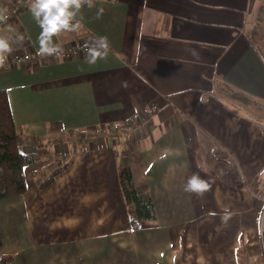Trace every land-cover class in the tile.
I'll return each mask as SVG.
<instances>
[{"label":"crops","instance_id":"crops-1","mask_svg":"<svg viewBox=\"0 0 264 264\" xmlns=\"http://www.w3.org/2000/svg\"><path fill=\"white\" fill-rule=\"evenodd\" d=\"M257 1L93 0L79 31L53 38L65 49L106 36L107 58L88 64L38 55L29 0H0L13 47L0 88L22 151L39 152L26 191L0 200L6 264H264V60L247 35ZM238 91L258 107L224 96ZM121 163L155 212L136 229ZM193 174L207 191H185Z\"/></svg>","mask_w":264,"mask_h":264},{"label":"trees","instance_id":"trees-1","mask_svg":"<svg viewBox=\"0 0 264 264\" xmlns=\"http://www.w3.org/2000/svg\"><path fill=\"white\" fill-rule=\"evenodd\" d=\"M247 35L264 60V2L258 3L247 25ZM224 96L241 107H258L252 103L243 91L225 93ZM39 152L25 153L21 149L20 133L13 121L7 90L0 88V200L21 195L27 184L24 167L38 159ZM118 178L123 198L127 204L131 229L141 227L146 220L154 219L155 212L151 198L140 187H136L131 179L128 166L121 163ZM52 179L50 175L41 186ZM10 255L0 257V264H6Z\"/></svg>","mask_w":264,"mask_h":264},{"label":"clouds","instance_id":"clouds-1","mask_svg":"<svg viewBox=\"0 0 264 264\" xmlns=\"http://www.w3.org/2000/svg\"><path fill=\"white\" fill-rule=\"evenodd\" d=\"M87 6H94L93 0H29V11L40 32L37 37L40 56H60L64 49L60 44L54 42L53 38L64 32H77L81 29L82 23L77 19L81 9ZM103 14L101 8L97 12V18ZM9 17L6 10L0 9V23H6ZM9 31L11 27L9 26ZM18 40H23V36H18ZM108 38L100 36L91 44L84 45L85 62L95 64L97 60L106 59L109 51ZM13 47L10 39L0 34V67H3L8 57L12 54ZM23 87V86H21ZM209 182L199 175H191L186 182L185 191L201 194L209 189ZM229 213H225L223 219L227 221Z\"/></svg>","mask_w":264,"mask_h":264},{"label":"built area","instance_id":"built-area-1","mask_svg":"<svg viewBox=\"0 0 264 264\" xmlns=\"http://www.w3.org/2000/svg\"><path fill=\"white\" fill-rule=\"evenodd\" d=\"M85 44H89V43L86 41H82V42L74 44L68 48H65L64 53L60 56H48V57H50L52 59H59V58H70L72 56H78L81 54H85V52L83 50Z\"/></svg>","mask_w":264,"mask_h":264},{"label":"rangeland","instance_id":"rangeland-1","mask_svg":"<svg viewBox=\"0 0 264 264\" xmlns=\"http://www.w3.org/2000/svg\"><path fill=\"white\" fill-rule=\"evenodd\" d=\"M261 2H264V0H258L255 7L257 6L258 3ZM259 227L261 229V233H257V243L255 246L260 248V251L262 252L264 259V208L262 210Z\"/></svg>","mask_w":264,"mask_h":264}]
</instances>
